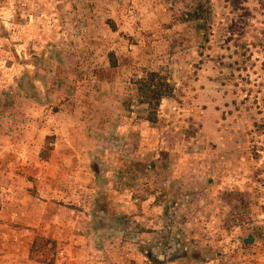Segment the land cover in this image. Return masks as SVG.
<instances>
[{
    "label": "rangeland",
    "instance_id": "1",
    "mask_svg": "<svg viewBox=\"0 0 264 264\" xmlns=\"http://www.w3.org/2000/svg\"><path fill=\"white\" fill-rule=\"evenodd\" d=\"M199 1L0 0V264H264V0Z\"/></svg>",
    "mask_w": 264,
    "mask_h": 264
},
{
    "label": "trees",
    "instance_id": "2",
    "mask_svg": "<svg viewBox=\"0 0 264 264\" xmlns=\"http://www.w3.org/2000/svg\"><path fill=\"white\" fill-rule=\"evenodd\" d=\"M198 6L194 11L188 13L186 20H199L203 12V4L197 0ZM109 61L111 67L118 65L117 56L114 52H109ZM135 86L134 100L146 107V119L155 123L158 120V111L163 98L170 96L174 92V85L165 74L160 71L144 69L141 74L133 80ZM55 242L44 236H36L31 250L30 256L41 263H54Z\"/></svg>",
    "mask_w": 264,
    "mask_h": 264
},
{
    "label": "crops",
    "instance_id": "3",
    "mask_svg": "<svg viewBox=\"0 0 264 264\" xmlns=\"http://www.w3.org/2000/svg\"><path fill=\"white\" fill-rule=\"evenodd\" d=\"M53 222H56V220H53ZM47 233H48V236L56 238L61 233V228H59V225L57 223H53L51 225V227L49 228ZM120 253H118V257L116 258V260L118 261L116 264H124L123 262H124L125 259L123 258V256L120 257L121 256ZM149 257L151 258L150 255H149ZM171 261H174V260L172 259ZM143 263H145V261ZM86 264H88V263H86Z\"/></svg>",
    "mask_w": 264,
    "mask_h": 264
},
{
    "label": "water",
    "instance_id": "4",
    "mask_svg": "<svg viewBox=\"0 0 264 264\" xmlns=\"http://www.w3.org/2000/svg\"><path fill=\"white\" fill-rule=\"evenodd\" d=\"M246 243H251L253 242V237L252 236H248V238L245 240Z\"/></svg>",
    "mask_w": 264,
    "mask_h": 264
}]
</instances>
